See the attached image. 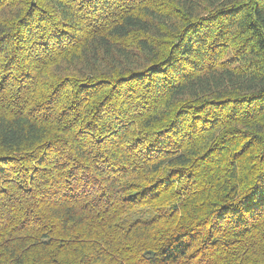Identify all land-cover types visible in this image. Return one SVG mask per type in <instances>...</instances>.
Returning <instances> with one entry per match:
<instances>
[{
  "label": "trees",
  "instance_id": "obj_1",
  "mask_svg": "<svg viewBox=\"0 0 264 264\" xmlns=\"http://www.w3.org/2000/svg\"><path fill=\"white\" fill-rule=\"evenodd\" d=\"M0 264H264V0H0Z\"/></svg>",
  "mask_w": 264,
  "mask_h": 264
}]
</instances>
